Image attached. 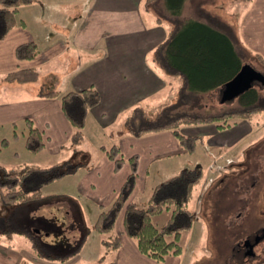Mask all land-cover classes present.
Returning <instances> with one entry per match:
<instances>
[{
    "label": "crops",
    "instance_id": "obj_1",
    "mask_svg": "<svg viewBox=\"0 0 264 264\" xmlns=\"http://www.w3.org/2000/svg\"><path fill=\"white\" fill-rule=\"evenodd\" d=\"M244 2L249 4L245 13L239 7ZM219 3L227 15L241 19L240 35L235 22L229 24L225 18V21L214 22L212 26L230 36L241 58L244 51L254 53L264 66L259 56L264 57V0H219ZM154 6L161 13L155 11ZM182 6H174L169 0H34L22 5L17 14L19 24L0 39V150L2 145H11V140L22 141L14 152V159L1 163L7 166L22 163L48 166L73 160L78 167L66 178H74V195L66 194L60 198L78 201L80 208L74 212L80 218L84 219L85 210L98 217L99 211L111 204L131 171L129 161L116 170L114 160L102 148L117 144L125 158L134 154L139 157L131 198L138 205H144L158 182L177 173V168H174L177 165L172 167L170 162L175 159L178 164L179 157L192 153L180 146L172 130L164 128L148 132V127L144 126L147 113L153 115L155 112L148 110L145 99L167 84L159 69L161 63L157 61L156 49L167 41L170 34L190 21L184 18L182 25L175 23L177 11ZM153 10L155 12L149 15L148 11ZM27 42H35L40 51L33 59H19L16 49ZM20 68H36L40 76L29 81L4 78L8 71ZM87 87L97 88L101 101L90 110L84 139L74 150L70 145L73 129L60 97L48 96V93L59 90L63 94ZM125 111L127 117L120 119ZM27 118L34 121L45 138L44 147L37 152L26 147ZM9 129H12L11 133ZM18 129H21L20 133ZM141 129L144 132L139 133ZM182 131L200 137V142H205L207 137L208 149H212V170L223 175V170L243 165L237 151L251 143L246 138L254 132V144L264 139L260 122L253 127L250 119H240L228 128H219L214 122L187 124ZM187 166H191L190 163H185L182 168ZM257 170L254 166V178L259 176ZM214 172L212 175L210 170L204 177L205 183L215 179ZM228 176L235 178L236 173ZM225 180L221 179L218 185ZM54 196L58 197H51ZM64 211L54 207L53 211H46L41 217L57 225L70 214V210ZM49 230L41 245L32 236L34 245L38 243L42 248V245L53 246L54 241L64 237L62 233ZM115 230L120 236L121 246L105 257L100 255L99 262L182 264L180 254L168 255L163 261L143 254L125 230L124 211L116 220ZM34 251L37 252L36 248ZM27 254L32 259L36 258ZM43 257L51 260L52 256ZM56 260L43 262L60 264ZM19 263L20 258L14 251L0 243V264Z\"/></svg>",
    "mask_w": 264,
    "mask_h": 264
},
{
    "label": "rangeland",
    "instance_id": "obj_2",
    "mask_svg": "<svg viewBox=\"0 0 264 264\" xmlns=\"http://www.w3.org/2000/svg\"><path fill=\"white\" fill-rule=\"evenodd\" d=\"M179 2L183 6L177 11L178 18L176 22L174 21L176 24L182 25L184 18H189L190 21L207 22L212 26L214 22L225 21V18L229 24H232L231 21L235 22L237 33L240 35L241 19L227 15V12L219 7V0H179ZM239 7L245 13L249 4L244 2ZM154 10L161 13L158 7L154 6ZM154 10L148 11L149 15H152ZM221 24L224 27V23ZM159 51L162 53V49ZM242 63L252 64L258 70L264 71V66L254 53L244 51ZM159 69L167 84L145 99L149 106L148 110L155 112L153 115L150 112L147 113L144 126L158 127L164 125L170 118L179 116L203 118L218 116V122L239 120L231 112L240 111L244 107V99L241 96L221 102L220 87L199 91L193 89L191 84H183L184 76L180 68L178 73L170 72L169 68L162 64ZM253 87L264 105V84L255 81ZM159 105H162L161 109H158ZM225 113H228L226 118ZM126 117L127 111L120 116V119ZM257 122H260L264 129V107L250 117L253 127ZM185 125L187 124H182L181 128ZM154 128L148 129V132L155 131L156 128ZM11 130L8 131L11 133ZM20 130L18 129L19 133ZM247 139L251 143L248 142L240 152L237 151L238 159L243 165L223 170L224 175L212 170V149H208L207 137L205 142L198 141L192 153L179 157L178 164L175 159L170 162L172 167L177 165L174 167L177 168V173L185 163H190L191 166H201L204 177L210 173V170L212 175L213 172L216 174L215 179L206 182L207 184L203 178L202 182L196 186L194 197L190 200L189 206L195 212V219L192 227L182 231L178 238L182 245L180 253L182 264H264V139L254 144V132ZM21 141L11 140V145L1 146L0 163L14 159V152L20 147ZM254 166L258 168L259 176L256 178H254ZM230 173H236V179L229 177ZM70 175L68 173L42 184L41 193L49 195L43 200L11 206L0 204V243L14 251L20 258L19 264H45L44 260L52 262L53 258L60 264H104L98 260L105 247L102 240L104 234L94 227L98 217L89 215V211L85 210L84 219L80 218L74 212L75 209L79 210L80 203L78 201L75 203L68 198L64 200L60 198L66 194L74 195L72 193L74 178H66ZM225 178L226 182L218 185L219 181ZM54 207L62 211L70 210V214L63 219L64 221L57 225L50 224L41 217L46 211H53ZM171 210V208H165L152 216L156 226L161 227L167 222ZM48 229L62 233L64 237L54 241L51 244L53 246L42 245V248L40 245ZM32 236L40 242V245L38 243L34 245L35 238ZM258 236L262 238L254 245V253L246 254V251L240 248V244L246 240L254 241ZM167 239H173V236L168 235ZM35 248L37 252L34 251ZM27 253L35 255L34 259L37 261L30 258ZM43 255L52 256L51 260Z\"/></svg>",
    "mask_w": 264,
    "mask_h": 264
},
{
    "label": "trees",
    "instance_id": "obj_3",
    "mask_svg": "<svg viewBox=\"0 0 264 264\" xmlns=\"http://www.w3.org/2000/svg\"><path fill=\"white\" fill-rule=\"evenodd\" d=\"M34 0H0V39L19 24L18 11L22 5ZM174 6H179V0H169ZM24 24V22H21ZM162 49V53L159 51ZM35 42L20 44L16 49L19 59H33L39 53ZM157 61L166 65L170 72L183 73V84H191L193 89L207 91L222 90L224 84L232 79L240 70L242 58L230 36L205 22L188 21L176 33L170 34L166 42L157 50ZM264 61V57L259 55ZM174 69V70H171ZM176 70V71H175ZM4 78L8 80H37L40 71L36 68H20L8 71ZM48 96H59L63 111L72 126L70 145L77 150L85 134L87 116L92 108L101 101V94L95 87L82 90H71L61 93L53 90ZM244 99V107L237 112H231L237 118L250 119L256 110L264 107L254 87L240 95ZM229 113V112H228ZM228 113H225L226 116ZM214 122L219 128H228L235 122H218V116L208 118L179 116L172 117L158 129H170L178 139L180 146L193 152L200 137L185 134L182 124H201ZM28 133L26 147L37 152L45 145L43 132L32 119H26ZM149 129V128H148ZM148 129H146L148 131ZM136 132V131H135ZM144 132L141 129L139 133ZM6 140V139H5ZM106 155L114 160L115 169L119 170L126 161L131 165V171L123 185L117 190L111 204L102 209L95 220L94 227L104 234V257L121 246L115 223L124 211V227L127 234L134 239L139 250L155 259L163 261L168 255H179L182 245L178 241L182 231L192 227L195 212L190 208V200L194 197L196 186L204 178L201 166H187L178 173L158 182L144 205H138L131 195L134 191L138 175L139 157L137 154L125 158L119 145L102 146ZM78 163L73 160L54 163L48 166L22 163L18 166H7L0 163V204L11 206L43 200L49 195L41 193V185L76 170ZM171 208L172 212L167 222L158 227L152 216ZM172 235L173 239H167Z\"/></svg>",
    "mask_w": 264,
    "mask_h": 264
},
{
    "label": "water",
    "instance_id": "obj_4",
    "mask_svg": "<svg viewBox=\"0 0 264 264\" xmlns=\"http://www.w3.org/2000/svg\"><path fill=\"white\" fill-rule=\"evenodd\" d=\"M255 81L264 84V73L252 64L243 63L238 73L224 84L222 88L221 102H226L240 96L252 88ZM261 238V236H258L253 242L250 240L245 241L246 246L248 247L246 254L254 253V245L258 243Z\"/></svg>",
    "mask_w": 264,
    "mask_h": 264
},
{
    "label": "flooded vegetation",
    "instance_id": "obj_5",
    "mask_svg": "<svg viewBox=\"0 0 264 264\" xmlns=\"http://www.w3.org/2000/svg\"><path fill=\"white\" fill-rule=\"evenodd\" d=\"M253 242V240H250ZM240 248L243 249L244 251L248 250V247L246 246V243L244 242L243 244H240Z\"/></svg>",
    "mask_w": 264,
    "mask_h": 264
}]
</instances>
